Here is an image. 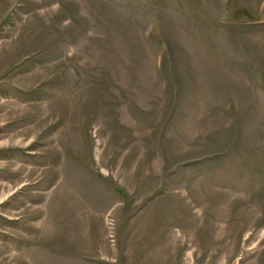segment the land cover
<instances>
[{
  "label": "rangeland",
  "instance_id": "374dc122",
  "mask_svg": "<svg viewBox=\"0 0 264 264\" xmlns=\"http://www.w3.org/2000/svg\"><path fill=\"white\" fill-rule=\"evenodd\" d=\"M0 264H264V0H0Z\"/></svg>",
  "mask_w": 264,
  "mask_h": 264
}]
</instances>
